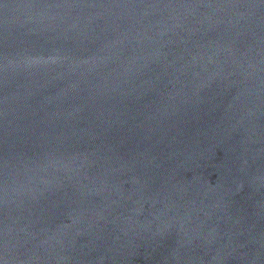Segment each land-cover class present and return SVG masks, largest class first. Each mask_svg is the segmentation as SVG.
I'll return each mask as SVG.
<instances>
[{"label":"water","instance_id":"water-1","mask_svg":"<svg viewBox=\"0 0 264 264\" xmlns=\"http://www.w3.org/2000/svg\"><path fill=\"white\" fill-rule=\"evenodd\" d=\"M0 264H264V0H0Z\"/></svg>","mask_w":264,"mask_h":264}]
</instances>
